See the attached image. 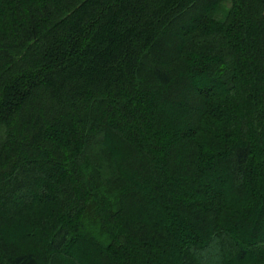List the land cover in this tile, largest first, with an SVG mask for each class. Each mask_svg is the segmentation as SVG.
Wrapping results in <instances>:
<instances>
[{
  "label": "trees",
  "instance_id": "obj_1",
  "mask_svg": "<svg viewBox=\"0 0 264 264\" xmlns=\"http://www.w3.org/2000/svg\"><path fill=\"white\" fill-rule=\"evenodd\" d=\"M79 249L264 264V0H0V264Z\"/></svg>",
  "mask_w": 264,
  "mask_h": 264
},
{
  "label": "rangeland",
  "instance_id": "obj_2",
  "mask_svg": "<svg viewBox=\"0 0 264 264\" xmlns=\"http://www.w3.org/2000/svg\"><path fill=\"white\" fill-rule=\"evenodd\" d=\"M213 91H210L209 92V94H211V95H213V94H216V95H221V91L219 90V89H216V88H213L212 89ZM208 94V95H209ZM223 95V94H222ZM223 188H224V185H220L217 189L219 190V191H221V190H223ZM156 211V210H155ZM154 216H156L155 214H153V217ZM176 217H174V220H176L175 219ZM169 221H170V219H169V217L167 216V217H161L160 216V223H162V224H168L169 223ZM171 231L172 232H175L176 234H178V233H180V235L184 238H186V239H188V236H189V234L185 231V228H184V225H182V224H178V223H176V224H174V225H172V227H171ZM18 234H20V233H18ZM12 240H13V238L12 237H10ZM183 240V239H182ZM189 241V240H188ZM190 242V241H189ZM78 254H79V256L81 257V258H85L87 261H88V263H91V264H93L95 261H96V259L95 258H93L87 251H85V252H83L81 249H79L78 250ZM199 264H201V263H199Z\"/></svg>",
  "mask_w": 264,
  "mask_h": 264
}]
</instances>
